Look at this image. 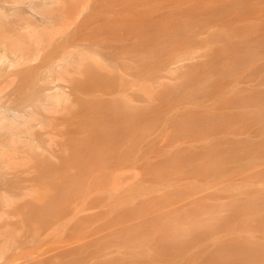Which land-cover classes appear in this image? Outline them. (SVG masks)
Wrapping results in <instances>:
<instances>
[{"label": "rangeland", "instance_id": "1", "mask_svg": "<svg viewBox=\"0 0 264 264\" xmlns=\"http://www.w3.org/2000/svg\"><path fill=\"white\" fill-rule=\"evenodd\" d=\"M51 9L0 0V21L29 25L33 61L25 66L36 68L23 74L22 88L37 111L24 127L23 162L0 164V181L35 184L44 204L68 193L59 201L66 210L55 204L67 217L59 225L57 213L37 255L71 247L69 256L104 264L139 245L264 250V126L255 138L257 126L232 120L256 93L264 110V85H256L264 82V0H60ZM41 19L50 24L39 26ZM32 26L43 31L39 38ZM49 88L63 91L60 105L45 98ZM5 150L13 160L14 148ZM29 198L23 208L41 205ZM32 222L35 233L40 222ZM28 229L18 239L30 255L37 237L26 241Z\"/></svg>", "mask_w": 264, "mask_h": 264}, {"label": "bare ground", "instance_id": "2", "mask_svg": "<svg viewBox=\"0 0 264 264\" xmlns=\"http://www.w3.org/2000/svg\"><path fill=\"white\" fill-rule=\"evenodd\" d=\"M14 1H16V0H14ZM59 1L60 0H34L35 9L37 8V10L40 9V10H44V11L51 10V12H53L51 14H54L55 11H52V9H51L52 5L57 4ZM70 13L71 12L66 14V12H65V14L67 16H66V18L64 16L63 21H66L67 19L70 20L69 19V18H71V16L69 17ZM65 14L63 13V15H65ZM60 15H62V14H60ZM63 15L60 16V18H58L59 15H56V16L54 15V16H55V18L61 19L63 17ZM21 16H22V19L26 18V16H24L23 13H21ZM2 18L0 21V137L2 138V139H0L1 140L0 141V164L2 165L1 168H6L10 161H13V163H15V161H16V163H18V161H19V163L23 162L21 152H23L22 146H23V142L25 141V138H26L24 133H26L25 130L28 127V125L26 123H28V121L33 120L34 118H32V117H35L37 115V111H36V109H34L35 106H32V105L27 104L25 102V98H24L25 91H24V88H22L23 83H25V77H26L25 73H29L30 71H32L36 67H34V66L31 67L29 65V67L26 68V66L28 64L32 63V61H33L30 57L27 56L29 54V46H28V43H25V41H24L25 31L29 28V25L25 26V25H21V24H12L5 19L6 18L5 16L4 17L2 16ZM42 20L43 19H41V21L39 20V23H40L39 26L45 27V26H48L50 24L49 20H47V19H44L43 21ZM69 22L72 23L71 21H69ZM69 22H68V25L63 23V26L67 25L69 27L70 26ZM32 28L31 29L34 32L35 36L37 38H39L43 31L41 29H39V27H37V26H32ZM133 29L135 30V28H133ZM136 33H138L137 30H136ZM139 34H140V32H139ZM224 41L229 43L228 38H227V40H224ZM66 44L68 45L69 43L66 42ZM66 44L64 45L65 47L67 46ZM71 46H72V48L76 47L78 49V46H75V45L73 46L72 44H71ZM71 46H68V47L71 48ZM228 47H229V44H228ZM225 48H227V46H224V49ZM227 50L229 51L228 48L225 51H222V50L221 51L223 53L229 54V52ZM222 55H224V54H222ZM228 57H229V55H228ZM228 57L226 55V58H228ZM177 61H178V59L176 60V62ZM67 63H70V61H67ZM61 64H63V63H61ZM175 64L176 63H174V64L170 63V65H172V67ZM24 66H25L26 70L28 69L27 71L25 70ZM55 66L61 67L63 65L57 64ZM227 66H229V61H228V64H225L224 66H222V69H220V71H222L224 69L229 70V68ZM172 67L170 68L171 70H172ZM226 67H227V69H226ZM229 67H231V66H229ZM23 69L26 72H24ZM168 69H169V67H168ZM227 72L228 71H226V73ZM260 72H263V71H260ZM222 73H223V71H222ZM226 73H225V75H226ZM23 74H25V75H23ZM227 74H229V72ZM223 75H224V73H223ZM256 85L260 87V86L264 85V82L261 80L259 81V79H258ZM8 88H12V90L8 94H5V91ZM45 91H46V93L44 94V95H46L45 98L48 100H52L53 105H55V106L60 105L61 102L64 100L63 93L61 94V92H63V91L61 89L49 88V89H46ZM32 92L33 93H35V92L39 93L37 90H34ZM35 98H36V95L33 94L32 95V101ZM234 99L236 101V98H234ZM234 99H233V101H234ZM261 100H262V94L256 93L254 96H248L246 99H244L243 102L240 103L241 105H244V107H246L245 113H243V114L241 113V115L240 114L235 115V116H233V119H232L234 122L238 121L240 123V121H241V122L247 123L248 127H250V125H251V127H252V125L257 126V127H255L256 132H254L255 130L252 131V132H254L253 137H255V138L260 136L261 132H263L262 126H264L263 125L264 110H263V107L260 105ZM36 105H39V103ZM234 107H236V106H234ZM29 118H30V120H29ZM230 119L231 118L229 117V120ZM244 123H240L239 125H242ZM36 124H37V122L35 123V125ZM24 127H26V128H24ZM242 127L244 128L243 125H242ZM28 128L30 129V127H28ZM257 128H259V129H257ZM23 129H24V131H23ZM227 129H229V128H227ZM252 129H254V126ZM246 130H247V128H246ZM249 130H251V128H248L247 131H249ZM225 132H227V131H225ZM259 132H260V134H259ZM33 142H31V143H33ZM120 144H122V143H120ZM124 144H122V145H124ZM33 145H37L36 140H35ZM9 146L14 148L13 160L11 158L6 159L7 152L5 149L7 148V151H9ZM18 148L19 149L21 148V149L18 150ZM36 148L38 149V147H36ZM19 152L21 154H19ZM18 155H21V157H19ZM18 158L19 159L21 158L22 160L21 159L19 160ZM16 163H15V165H16ZM18 164H17V166H18ZM14 174H16L14 176V178L16 177L19 179L20 178L19 175H21L22 173L16 171V172H14ZM114 179H116V182L114 184H115V187H117L118 185H116V184H119L118 182L120 181V179L117 176ZM9 181H10V183H9ZM11 182H13V179L0 181V264H52V262L54 260H56L55 257L58 258V260H56L57 264H72V262L74 264H89L88 263L89 259L91 258V260H92L94 258V256L92 257V256L88 255L89 258H87L88 256L87 255L85 256V253H84V255H82V254H79V252H75V254L77 253L76 255L79 254L83 257L80 256L81 257L80 258L79 255H78V257H76L74 253H73L74 255L69 256L70 255L69 250L71 247L68 248L69 250L68 249L63 250L64 251L63 253H65V255H63V253H61V255L59 253H55L54 255H50L47 257H44V256L40 257L39 255H42V254H40L39 252H38L39 254L37 255V250H39V247L41 246L40 243H37V239L40 237L39 238L40 240L38 239V242L39 241L43 242L44 240H41V237H42V239L47 237V236L44 237V234H43V232H45V229L47 228L46 230H49V229L53 228L52 226L55 227V226H58V224L62 225L61 220H65V217H67V215L65 216V214L62 215V213H61L64 211L63 208H65V210H66V206H67L65 204H63L65 206L61 205L62 203H64V202H61V200L65 201L63 196H64V194L66 196V194H68V193H65L63 191L64 194H60L58 196V193H60V192H58L56 197L54 195V197H53L54 199L55 198H57V200L59 199L58 201L55 199L57 203L54 201V199L52 200V198H50L52 201L49 203L50 205L55 206V204H56V206L60 205L63 207V208H61L62 209L61 210L59 208L60 206H58V207L55 206L56 208L54 207V211H53L52 206H51L52 209H49V208L44 209L45 207L46 208L49 207V206H47L49 204H46V203H48L50 200L49 201L46 200V201H48V202H46L44 199V201L46 202L45 203L46 206L43 207V204H44L43 199H41L42 201H39L40 199H38L37 196H34L35 194H38L37 190L40 189L38 186H36L35 184L34 185L33 184L26 185L22 181L21 182L15 181L16 183L13 182V184H11ZM59 191H61V190H59ZM39 192H41V189L39 190ZM33 196L35 197L34 198L35 200L37 198L36 201L41 203V205H38V206H36L37 208H34L35 205H33L34 204L33 203L32 204L33 207L31 209L29 207L30 205L28 204V201L26 203L24 201L26 199H30L29 197H31V199H33L32 198ZM58 197H60V198H58ZM61 198H63V199H61ZM34 199H33V202L35 201ZM21 201L24 202V204L29 205L28 209L25 206L28 214H29L30 210L33 211V212L30 211L31 213L29 214V216L30 215L31 216H30L29 220H31L35 223H39L40 221L43 222V220H41V219H45L44 223L40 222L38 224V225H41L42 227L41 226L39 227L38 225L35 224V226H36V227L34 226L35 230L33 228V232L35 231V233H32L31 230L28 229L29 228L28 226H30V229L33 227L32 224L29 223L28 218H26V217H28V215L25 217L22 216V213L27 214V212L24 210L25 208H23L24 205H22L23 207L21 206V203H22ZM59 201L61 204H59ZM66 202L67 201H65V203ZM31 203H32V201H31ZM39 206H41L40 209H38ZM74 208H76V207L74 206ZM33 209H35V210H33ZM56 209H58V210L60 209L59 212L60 211L61 212L59 213ZM69 209H71L70 213H73L72 208H69ZM69 209H67V211ZM76 210H78V209H76ZM76 210L74 213H76ZM22 211H24V212H22ZM55 211H56V213H55ZM51 212H53V213L50 214ZM57 213L60 214V216L62 215L63 217L57 218V217H59L57 215ZM74 213H73V215H74ZM53 214H55V215H53ZM66 214H69V213H66ZM47 216H49L50 218L49 217L47 218ZM53 216H55V217H53ZM45 217L47 219H49L48 222H47ZM25 218H26L25 223L28 222L30 225H27V226L25 225V223H24ZM56 218H57V220L60 221V223H58V221H56ZM62 218H64V219H62ZM36 219H38V220L40 219L39 222ZM50 220H52V221L50 222ZM49 223H51V224L49 225ZM54 223H56V225H54ZM22 225H24V226L22 227ZM24 227H26V229H28L27 232L25 233V235L28 232H31V233H28L29 238L28 237L26 238V236L23 237V238H26V241L30 239L32 234L35 237H37L36 241H34L35 237H33V236L32 237L34 239L32 240V238H31V240H29V241L36 242V243L33 242L34 247H35L34 250H36V248H37L35 253L32 249L33 244H31V246L29 245L31 248L27 247V249H30V253H31L30 255H32V256L29 255V253H28L29 251L27 253L25 252L26 254L22 251L25 249V248L24 249L21 248L22 242L24 243V241H20L18 239L19 235L24 236V232L26 231V229H24ZM63 227H64V225H63ZM37 228H39V230L41 228L42 233H40V231H38ZM21 232L23 233V235ZM45 234H46V232H45ZM168 239L170 240L173 238H168ZM181 239L179 237L177 242H179V240L181 241ZM28 244H29V242H28ZM35 244H36V246H35ZM48 244H49V242H48ZM24 246H25V244H24ZM26 246H27V244H26ZM139 246L143 247V245H139ZM142 247L141 248L140 247L139 248H132V249L129 248V250H128L129 254L126 253L127 250H125V253L123 251V253L126 255H124L120 251V253L123 256V257L121 256V258H120V260H122V261L118 260V258H117V260H116V262L118 261L117 263L114 261H105L104 264H106V262L108 264H111V263L113 264V262H114V264H264V250L263 249H253V248L244 247L242 245H233L231 247L220 246V247H217L215 249H210V248L198 249V248H188V247H181V246H171V243H170V246H168V245L157 246L156 245V247H154V246H152V247L151 246L150 247L144 246L145 248H142ZM73 248L76 250L77 247H73ZM82 248H83V246H82ZM78 249H80V247H78ZM84 250H85V248H84ZM31 251H33V252H31ZM24 254H25V256H24ZM34 254H36L37 256H34ZM58 255H59V257L61 256L60 259H59V257H57ZM64 256H66L68 259H66ZM84 256H85V258H84ZM69 257H70L71 261L69 260ZM50 260H53V261L51 262ZM65 260H67V261H65ZM56 261H54L53 264L54 263L56 264ZM99 264H103V263L99 262Z\"/></svg>", "mask_w": 264, "mask_h": 264}]
</instances>
